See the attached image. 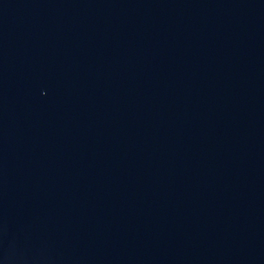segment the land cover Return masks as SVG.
<instances>
[{"label": "water", "instance_id": "1", "mask_svg": "<svg viewBox=\"0 0 264 264\" xmlns=\"http://www.w3.org/2000/svg\"><path fill=\"white\" fill-rule=\"evenodd\" d=\"M0 264H264V0H0Z\"/></svg>", "mask_w": 264, "mask_h": 264}]
</instances>
